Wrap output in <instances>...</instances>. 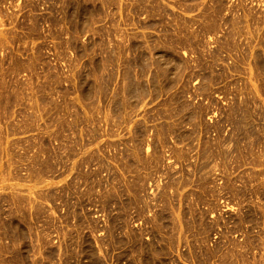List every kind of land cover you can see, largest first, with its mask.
Masks as SVG:
<instances>
[{
  "label": "rangeland",
  "instance_id": "rangeland-1",
  "mask_svg": "<svg viewBox=\"0 0 264 264\" xmlns=\"http://www.w3.org/2000/svg\"><path fill=\"white\" fill-rule=\"evenodd\" d=\"M2 99L0 264H264V0H0Z\"/></svg>",
  "mask_w": 264,
  "mask_h": 264
},
{
  "label": "bare ground",
  "instance_id": "bare-ground-1",
  "mask_svg": "<svg viewBox=\"0 0 264 264\" xmlns=\"http://www.w3.org/2000/svg\"><path fill=\"white\" fill-rule=\"evenodd\" d=\"M169 66H167V68H168ZM165 70H166V68H165ZM83 100H85V95L84 96H82L81 97ZM5 105H6V101L5 100H1L0 101V106L3 108V109H5ZM166 106V105H165ZM118 109H119V105H116V106H114L113 108H111V114H115L117 111H118ZM179 109H181V113H177L176 111H178L179 112ZM232 109V108H231ZM168 113L170 114V113H173V116H176V117H179V119H180V123L179 124H177L176 126L179 128L180 126H182L184 123H185V114L183 113V106H180V107H176V108H174V109H171V108H169L168 107ZM230 111H232V110H230ZM167 112L165 111V109L162 111V112H159V115L160 116H163V117H166L165 116V114H166ZM177 113V114H176ZM115 116V115H114ZM106 118H109V115L108 114H106V116H105ZM55 121H56V118H54V117H50V121H48V124H54L55 123ZM76 125H74L73 127L74 128H77L78 127V124H81V126H85V123L86 124H89V123H91L89 120H88V114H86V116H85V106H84V112H83V115H80V117L78 116L77 118H76ZM106 124H107V122H105ZM107 125H109V124H107ZM113 125V124H112ZM120 125H122L123 126V124H121L120 123ZM125 127H126V130L128 129H130L131 130V132H133V133H135L136 134V131L133 129V127H132V123L130 122V120H129V124L128 125H124ZM111 127V126H110ZM121 127V126H120ZM119 127V128H120ZM167 127H170V125H167V126H164L163 127V129L164 128H167ZM60 128H61V126H60ZM112 128L113 129H115V128H118V126H115V125H113L112 126ZM129 134V133H128ZM131 135V134H130ZM57 138H59L58 137V134H57V136H56ZM131 137V136H130ZM133 137H134V135H133ZM80 144V147H81V149L83 148L84 149V151L82 152V154H81V159H82V163L80 164V166H85V143H79ZM113 147L112 148H115V152H116V154L114 153V157H118V158H122L123 156H127V158H132V156H134L135 157V155H136V140H135V137L134 138H132L131 137V140L129 141L128 140V142L125 144V143H121L119 140H118V138H117V140L115 141V142H113V144H111ZM10 149L12 148V150H10L9 152H7V154H5V158L7 159V161H8V164L6 165V166H4V164L2 165V166H4V167H2L1 166V169H0V186H2V188L4 189V190H9V191H11L10 190V188H9V185H8V182H10V179H9V165H11V168H12V170L10 171V176L14 179L15 177H22L21 176V171H23V162H27V172L29 171V175H28V173H27V175L30 177V178H33V183L36 185V183L35 182H37V181H40L42 178H43V173L45 172V169H46V165L47 164H45V163H42V162H40L39 161V159L37 158V157H31V156H26V154H27V152H25V150H23V149H21L20 148V150H22V152H17L16 150H15V148H16V146L14 145V144H10L9 146H8ZM59 147H62V146H59ZM18 149V148H17ZM63 149H65V148H63ZM62 149V150H63ZM116 149H117V151H116ZM9 150V149H8ZM7 150V151H8ZM61 150V151H62ZM68 150V149H67ZM66 150V151H67ZM70 148H69V150L67 151V157H68V155H73L71 152H70ZM60 151V150H59ZM59 151H57V152H55V153H51L50 154V156H49V159H50V161L53 163V164H55V163H57V164H63V158L61 157V152H60V154H59ZM52 152H54V151H52ZM57 154V155H56ZM74 156V155H73ZM72 157V156H71ZM70 157V158H71ZM4 158V159H5ZM69 158V157H68ZM5 159V160H6ZM134 159V158H133ZM58 162H60V163H58ZM55 166V165H54ZM77 175L79 176V177H83V178H85V174H82L81 172H77ZM147 179H148V176H147ZM141 187H142V185L141 184H138L137 182H135V183H133V184H130L129 186H128V189H127V191L129 192V194H131V195H137L138 194V192L140 191V189H141ZM1 188V189H2ZM126 189V188H125ZM141 191H143V187H142V189H141ZM178 195H179V193H178ZM164 199H167V196H165L164 197ZM164 205H165V207H164V210H165V213L166 212H169V211H171V208L170 207H167V204H166V201L164 202ZM172 212V211H171ZM175 213H179V211L178 210H176L175 211ZM117 216V219L119 218V216L118 215H116ZM84 221V223H83V225H84V227H85V219L83 220ZM76 222V221H75ZM81 222V221H80ZM79 223V222H78ZM82 223V222H81ZM80 223V224H81ZM77 224V223H76ZM78 226H79V224H78ZM122 243V242H121ZM139 247V249H137L136 247H135V249H137L135 252H140V250H141V248H142V246H138ZM154 248H152V247H146L144 250H142V252H143V258H142V261L141 262H144V261H146V262H149V259H148V256L151 254V253H153L154 252ZM146 264V263H145Z\"/></svg>",
  "mask_w": 264,
  "mask_h": 264
}]
</instances>
